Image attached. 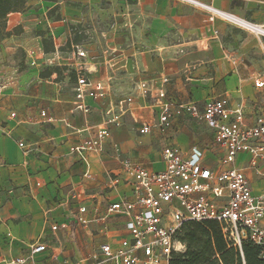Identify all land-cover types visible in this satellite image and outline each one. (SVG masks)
Wrapping results in <instances>:
<instances>
[{
  "label": "crops",
  "instance_id": "crops-1",
  "mask_svg": "<svg viewBox=\"0 0 264 264\" xmlns=\"http://www.w3.org/2000/svg\"><path fill=\"white\" fill-rule=\"evenodd\" d=\"M199 1L264 26V1ZM7 31L0 45V257L28 256L37 240L48 251L35 264H78L96 254L107 240L105 224L76 225L73 193L91 210L89 219L93 210L107 217L108 239L117 247L129 237L127 218L108 216L107 207L133 199L122 159L160 172L164 148L175 144L185 157L200 150L205 168H230L221 165L223 153L205 125L180 117L161 127L160 90L175 103L200 106L217 98L231 107L264 102L255 87L264 76V39L176 0H28L24 11L9 15ZM79 73L101 84L104 97L78 99ZM115 115L120 124L112 126L104 153L72 151L89 129ZM143 125L149 134L140 133ZM248 160L241 155L233 168ZM247 175L260 194L264 180Z\"/></svg>",
  "mask_w": 264,
  "mask_h": 264
},
{
  "label": "built area",
  "instance_id": "built-area-1",
  "mask_svg": "<svg viewBox=\"0 0 264 264\" xmlns=\"http://www.w3.org/2000/svg\"><path fill=\"white\" fill-rule=\"evenodd\" d=\"M176 1L205 10L264 39V26L219 11L199 0ZM77 56L85 58L86 53L77 49ZM255 87L264 91V76L256 78ZM140 89L144 96L148 95V85L142 84ZM76 93L78 99L85 96L101 99L104 88L101 84L94 85L79 73ZM157 98L160 102L161 127H172L180 117L205 125L213 132L214 144L223 153L221 165L230 168L220 171L205 168L200 150L194 148L185 157L175 144H168L164 148L165 169L160 172L122 159L123 180L133 188V199L109 203L107 215L126 217L129 237L115 247L108 239L107 217L93 210L94 217L89 219L91 210L73 193L72 199L78 204L73 222L82 227L103 222V233L107 238L96 254L78 264H170L173 254L186 251V245L178 240L177 235L188 221L217 222L230 248L241 252L244 242L249 241L260 248V257L264 259V189L256 195L247 175V171L251 170L264 180V102L256 108L245 101L231 107L226 98L209 100L203 106L195 102L175 103L168 98L165 90H160ZM132 102L130 97L121 105ZM15 116L11 115L12 118ZM42 117L46 118L47 114L43 112ZM119 124L120 116L115 115L95 125L89 129V136L84 142L72 148V151L79 155L104 153L112 135V126ZM150 132L149 125H143L140 129L142 135ZM19 146L30 153L25 143L20 142ZM241 155H248L247 166L243 169L233 168ZM52 230L58 231L59 227H52ZM47 251L48 246L37 240L29 244L28 256L9 254L0 257V264H35L36 255Z\"/></svg>",
  "mask_w": 264,
  "mask_h": 264
},
{
  "label": "trees",
  "instance_id": "trees-1",
  "mask_svg": "<svg viewBox=\"0 0 264 264\" xmlns=\"http://www.w3.org/2000/svg\"><path fill=\"white\" fill-rule=\"evenodd\" d=\"M27 1L0 0V45L11 35L7 31L9 15L24 11ZM177 238L186 245V251L173 254L170 264H264L260 248L252 242H244L241 252L230 248L214 221L185 222Z\"/></svg>",
  "mask_w": 264,
  "mask_h": 264
}]
</instances>
